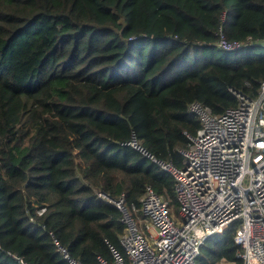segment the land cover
Wrapping results in <instances>:
<instances>
[{
    "label": "trees",
    "instance_id": "trees-1",
    "mask_svg": "<svg viewBox=\"0 0 264 264\" xmlns=\"http://www.w3.org/2000/svg\"><path fill=\"white\" fill-rule=\"evenodd\" d=\"M262 41L264 0H0V264H68L54 239L83 264L125 256L97 192L134 213L150 185L177 212L172 176L128 142L181 165L188 104L220 114L230 89L256 95ZM235 224L196 264L241 263Z\"/></svg>",
    "mask_w": 264,
    "mask_h": 264
},
{
    "label": "built area",
    "instance_id": "built-area-1",
    "mask_svg": "<svg viewBox=\"0 0 264 264\" xmlns=\"http://www.w3.org/2000/svg\"><path fill=\"white\" fill-rule=\"evenodd\" d=\"M250 43L221 38L217 45L233 51ZM255 45L264 47V41ZM230 91L237 104L220 114L198 101L188 104L187 112L198 119L199 127L195 133L184 131L188 142L178 150L181 165L148 154L135 139L128 142L172 176L178 211L174 214L150 185L134 213L125 207L123 196L114 199L97 192L99 199L120 210L124 225L125 256L111 248L112 260L99 257L100 264H196L208 238L233 223L241 263L217 264H264V80L254 96ZM54 242L68 264H83ZM10 256L17 264H31Z\"/></svg>",
    "mask_w": 264,
    "mask_h": 264
},
{
    "label": "crops",
    "instance_id": "crops-1",
    "mask_svg": "<svg viewBox=\"0 0 264 264\" xmlns=\"http://www.w3.org/2000/svg\"><path fill=\"white\" fill-rule=\"evenodd\" d=\"M170 206V205H169ZM171 208V207H170ZM171 210H172V208H171ZM172 212L174 213V214H177V213H175L173 210H172Z\"/></svg>",
    "mask_w": 264,
    "mask_h": 264
},
{
    "label": "rangeland",
    "instance_id": "rangeland-1",
    "mask_svg": "<svg viewBox=\"0 0 264 264\" xmlns=\"http://www.w3.org/2000/svg\"><path fill=\"white\" fill-rule=\"evenodd\" d=\"M175 213H177V212H175Z\"/></svg>",
    "mask_w": 264,
    "mask_h": 264
}]
</instances>
